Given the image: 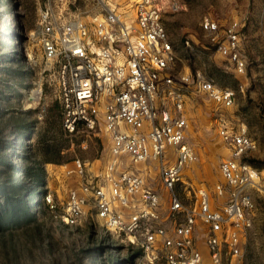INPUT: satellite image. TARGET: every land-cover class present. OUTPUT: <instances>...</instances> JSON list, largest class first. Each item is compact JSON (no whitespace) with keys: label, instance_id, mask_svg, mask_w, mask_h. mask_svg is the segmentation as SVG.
I'll use <instances>...</instances> for the list:
<instances>
[{"label":"built area","instance_id":"obj_1","mask_svg":"<svg viewBox=\"0 0 264 264\" xmlns=\"http://www.w3.org/2000/svg\"><path fill=\"white\" fill-rule=\"evenodd\" d=\"M182 7V0H126L88 21L57 11L49 0L39 10L35 38L47 70H54L63 131L87 137L103 133L108 141L104 166L92 170L79 158L63 165L64 174L78 184L68 190L55 217L72 227L89 215L112 236L140 249L149 264H241V239L251 228L246 190L252 179L243 157L255 148L244 129H219L227 152L220 173L229 189L221 209L211 208L203 186H190L194 201L188 205L175 193L183 169L196 160L185 141L181 90L192 88L220 107L230 108L235 101L233 89L210 79L167 72L175 54L163 18ZM200 27L215 52L243 75L239 23L220 29L217 21L204 18ZM124 161L131 167H157L162 187L170 192L166 217L160 213V196L147 183L148 171L126 170ZM223 190L220 184L214 188L218 196ZM45 201L57 209L50 194ZM179 212L185 215L177 221Z\"/></svg>","mask_w":264,"mask_h":264},{"label":"rangeland","instance_id":"obj_2","mask_svg":"<svg viewBox=\"0 0 264 264\" xmlns=\"http://www.w3.org/2000/svg\"><path fill=\"white\" fill-rule=\"evenodd\" d=\"M47 1L0 0V155L22 167L29 163L24 162V155L39 160L48 146L59 150L58 156L44 164L46 191L32 208L36 221L0 231V264H149L140 249L122 237L112 236L89 215L72 227L64 226L55 217L63 209L68 190L78 184L60 166H70L76 158L92 170L104 166L108 141L103 133L68 136L62 129L54 70H47L35 38L39 10ZM49 2L57 11L63 9V13L88 21L108 5L119 8L126 0ZM182 3L180 11L163 18L175 54V62L167 72L174 77L198 74L210 79L218 87L233 89L235 101L230 108L220 107L192 88L181 90L182 114L187 119L185 141L194 149L196 160L183 169L182 183L176 186L175 193L188 205L194 201L190 186H203L210 194L211 208L221 209L229 189L220 173V162L227 152L219 129L223 125L235 131L244 129L255 148L243 157L252 173L246 190L251 204L246 209L251 228L241 239L240 262L264 264V0ZM204 18L217 21L220 29L239 23L240 53L246 63L243 75H237L226 57L209 44L200 27ZM21 127L25 128L24 134H20ZM123 167L136 173L148 171L147 183L160 196V213L166 217L170 192L162 187L157 167L151 163L131 167L128 161L123 162ZM17 175L22 185H32L20 172ZM219 184L224 189L221 196L214 192ZM46 194L51 195L57 209L47 206ZM184 215L179 212L175 218L178 221ZM198 230L203 242V228ZM202 242L199 241L201 245Z\"/></svg>","mask_w":264,"mask_h":264},{"label":"trees","instance_id":"obj_3","mask_svg":"<svg viewBox=\"0 0 264 264\" xmlns=\"http://www.w3.org/2000/svg\"><path fill=\"white\" fill-rule=\"evenodd\" d=\"M24 133L25 128L21 127L20 134ZM58 154V149L48 146L45 155L39 160L24 155V162L29 163L22 167H18L7 156L0 155V231L36 221L32 208L38 205V199L46 191L44 164L52 161ZM17 172L27 177L32 185L25 187L22 180L18 182Z\"/></svg>","mask_w":264,"mask_h":264},{"label":"crops","instance_id":"obj_4","mask_svg":"<svg viewBox=\"0 0 264 264\" xmlns=\"http://www.w3.org/2000/svg\"><path fill=\"white\" fill-rule=\"evenodd\" d=\"M65 165V164H64ZM60 168H63V165L62 166H60ZM64 173V172H63Z\"/></svg>","mask_w":264,"mask_h":264}]
</instances>
